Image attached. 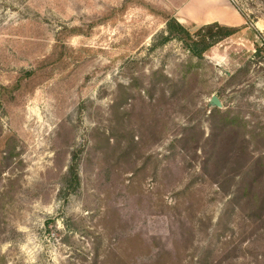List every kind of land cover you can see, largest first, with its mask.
Instances as JSON below:
<instances>
[{
	"label": "rangeland",
	"instance_id": "rangeland-1",
	"mask_svg": "<svg viewBox=\"0 0 264 264\" xmlns=\"http://www.w3.org/2000/svg\"><path fill=\"white\" fill-rule=\"evenodd\" d=\"M229 1L197 59L163 15L203 1L0 0V264H264V0Z\"/></svg>",
	"mask_w": 264,
	"mask_h": 264
},
{
	"label": "trees",
	"instance_id": "trees-1",
	"mask_svg": "<svg viewBox=\"0 0 264 264\" xmlns=\"http://www.w3.org/2000/svg\"><path fill=\"white\" fill-rule=\"evenodd\" d=\"M163 17L166 34L162 35L161 42L165 43L171 39H176L197 59H203L204 53L211 46L235 34L241 28V26H231L216 21L199 25L191 23L186 26L169 14L164 13ZM259 54H262V58H264V36L260 37V44L256 45V55ZM214 112L221 113V110L214 109ZM226 119L227 116H224L223 121ZM236 165L244 168L246 172L254 168L251 163L244 165L242 161H236ZM73 175L75 177L76 173Z\"/></svg>",
	"mask_w": 264,
	"mask_h": 264
},
{
	"label": "crops",
	"instance_id": "crops-1",
	"mask_svg": "<svg viewBox=\"0 0 264 264\" xmlns=\"http://www.w3.org/2000/svg\"><path fill=\"white\" fill-rule=\"evenodd\" d=\"M191 1V0H190ZM203 1L206 7L204 17L196 22L210 23L219 22L231 26L245 24L243 15L233 6L229 0H196Z\"/></svg>",
	"mask_w": 264,
	"mask_h": 264
},
{
	"label": "water",
	"instance_id": "water-1",
	"mask_svg": "<svg viewBox=\"0 0 264 264\" xmlns=\"http://www.w3.org/2000/svg\"><path fill=\"white\" fill-rule=\"evenodd\" d=\"M209 102H210V105L216 106L218 108H220L222 106L221 101L215 95H212V97L210 98V101Z\"/></svg>",
	"mask_w": 264,
	"mask_h": 264
}]
</instances>
